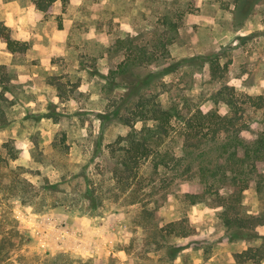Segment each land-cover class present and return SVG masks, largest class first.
I'll use <instances>...</instances> for the list:
<instances>
[{"label":"rangeland","instance_id":"374dc122","mask_svg":"<svg viewBox=\"0 0 264 264\" xmlns=\"http://www.w3.org/2000/svg\"><path fill=\"white\" fill-rule=\"evenodd\" d=\"M0 23L29 45L12 52L0 37V63L16 67L14 76L7 66L9 91L0 86V107L9 120L0 127V144H14L18 154L10 164L31 169L24 174L35 185L46 176L65 190L43 194L45 203L35 205L0 190V264H47L60 253L71 264H264V258L236 260L249 247L263 245L264 252V161L241 203L227 200L230 214L260 221L252 236L241 238L221 217L223 198L206 194L194 204L185 199L186 192L202 190L194 179L178 180L156 195L154 215L141 203L116 198L107 151V144L129 130L114 114L124 92L115 87L120 79L111 80L124 54L115 41L125 36L136 44L160 40L166 47L147 68L173 71L154 81L146 96L180 102L184 113L199 108L229 114L223 98L232 94L242 137L256 138L264 130V106L247 95L264 96V0H55L47 13L33 0H0ZM199 55L215 58L214 76ZM52 76L63 85L61 93ZM62 134L67 152L53 146ZM181 143V135L171 140L177 152ZM85 163L102 197L98 207L87 200L54 203L85 187L78 175L62 178L64 171L79 174ZM0 169L5 174L7 168ZM171 221H178L172 231ZM183 230L190 233H177Z\"/></svg>","mask_w":264,"mask_h":264},{"label":"trees","instance_id":"16d2710c","mask_svg":"<svg viewBox=\"0 0 264 264\" xmlns=\"http://www.w3.org/2000/svg\"><path fill=\"white\" fill-rule=\"evenodd\" d=\"M33 1L39 10L47 13L55 0ZM0 37L12 52H25L29 47L27 41L12 38L10 28L4 23H0ZM115 45L117 49L124 50V54L116 70L113 71L111 80L114 81L115 77L119 78L120 81L116 80L115 87L123 89L124 92L116 100L114 114L121 123L129 126L126 134L118 135L114 141L107 144L109 157L113 158V163L110 166L107 165L111 174L110 178L115 179L116 182V198L123 195L127 204L141 203L142 210H147L154 215L155 210L159 208L156 195L178 180L194 179L202 186V190L186 192L184 196L189 203L204 201L206 194L223 198L221 217L224 223L240 232L235 237L252 236L253 228L260 224L258 216L250 214L240 216L238 212L230 214L228 210L231 206L227 200L241 203L242 192L252 184L255 180L254 176L258 175V163L264 161V130L259 132L253 140L245 141L241 134V125L238 124L236 101L232 94L223 98L231 109L229 114H220L215 109L203 111L199 108L193 111L189 108L184 113L180 102L169 100L167 103H162L155 98L156 94L146 96L145 92L154 81L173 71L167 67H162L159 71L147 68L159 59L157 50L163 49V55L167 53L164 43L158 40L152 45L136 44L133 38L125 36L118 37ZM199 56L203 63H209L211 74L214 76V64H217L215 58ZM11 71L15 76V70L11 69ZM7 72V65L0 63V86L5 91H9L7 88L9 79L5 75ZM52 79V83H55L61 93L63 85L53 76ZM12 87L14 88L13 85ZM223 89L232 90L228 85H224ZM247 96L253 102L255 101L258 107L264 106V96ZM14 101L15 99L11 103ZM125 111L127 116L123 114ZM48 115L53 116V113ZM0 116V127H5L9 120L4 117L2 107H0ZM55 120H58L57 116ZM136 122H142L141 127L137 128ZM175 135L182 136L179 152L175 151L171 145ZM53 146L67 152L65 136L62 134L55 137ZM17 154V148L10 141L0 144V167L7 168L5 174L0 169V190L6 195L16 197L22 203L35 205L36 202L45 203L46 199L43 196L46 193L65 191L60 188V182L52 183L46 176H43V181L38 186L35 185L24 174L27 171L32 173L31 169L10 164L11 160L17 158ZM88 167L87 163L81 165L79 174L68 175V171H64L62 178L77 179L79 176L83 179L85 187L80 188L76 196L70 200L65 195L54 203L65 201L64 203L76 205L75 202L87 200L91 208L98 207L102 197L95 194V180L91 178ZM35 171L38 175L40 174V170ZM225 188H230V192L222 193ZM150 203H154V206H149ZM177 222L168 223L171 225V231L175 230ZM177 233L186 236L190 232L183 230ZM4 239L3 236L0 238V253L3 250ZM262 248L263 245L249 247L237 253L236 260L238 262L248 259L259 261L264 258V252L260 251ZM7 258V255L1 257L3 260ZM45 261L47 264H71V261L62 253Z\"/></svg>","mask_w":264,"mask_h":264},{"label":"crops","instance_id":"0c3cea01","mask_svg":"<svg viewBox=\"0 0 264 264\" xmlns=\"http://www.w3.org/2000/svg\"><path fill=\"white\" fill-rule=\"evenodd\" d=\"M6 25V24H5ZM8 26V25H7ZM9 27V26H8ZM5 64V63H4ZM7 66L9 65L10 66V68H12V69H16V67H13V66H11L10 64H6Z\"/></svg>","mask_w":264,"mask_h":264}]
</instances>
